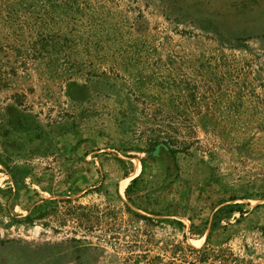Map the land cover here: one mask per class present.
I'll list each match as a JSON object with an SVG mask.
<instances>
[{"label":"rangeland","instance_id":"1","mask_svg":"<svg viewBox=\"0 0 264 264\" xmlns=\"http://www.w3.org/2000/svg\"><path fill=\"white\" fill-rule=\"evenodd\" d=\"M156 140L176 162L146 151ZM0 153L31 169L37 200L106 192L72 204L99 216L90 232L66 204L17 223L33 205L0 197V264H74V238L94 264H264V0H0ZM141 174L143 209L184 229L125 212L115 190L127 201ZM232 204L247 213L212 227Z\"/></svg>","mask_w":264,"mask_h":264},{"label":"trees","instance_id":"2","mask_svg":"<svg viewBox=\"0 0 264 264\" xmlns=\"http://www.w3.org/2000/svg\"><path fill=\"white\" fill-rule=\"evenodd\" d=\"M21 118L19 121H22V128L24 127L23 123H25V118L27 117V122L29 121L28 119V114L23 113L20 115ZM9 121H11V124L18 129L19 127L17 124L14 122L15 118L14 115H12L9 112ZM4 135V134H3ZM164 149L169 153L170 156H172L173 160L176 162L177 160V151L172 148L168 142L166 141H161V140H156L155 142H152V144L149 145L148 149L146 150L149 154L152 152H155L156 155L160 153V151ZM10 158L6 157L3 155V153H0V163L4 164L6 167L12 169V173L15 179L16 187H17V192L14 193V191L10 188L8 189H1L0 190V197L4 198L5 202L12 200L15 196L20 201V198L23 199L24 197L27 202H29L31 205H33L32 209L30 212L23 216L22 218H19L18 216H14L13 220L16 221L17 223H26L28 225H35L38 221L45 220L46 218L52 216L53 214H58L59 209H60V204H66L71 208H68L66 211L67 215L73 216L76 219H78L79 224L86 229H88V232L91 230H94L95 224L99 222V216L93 212L91 208L92 206H86L83 204H75L73 207L72 204L74 202L79 201V199L85 195H88L93 192L97 193H106L104 191V186L103 183L98 184L94 183L91 186L87 187L85 190L78 188L77 184L74 183L75 187L70 186L66 192H63L59 195L58 198L56 199H42V200H37L36 196L38 195V192L32 189L31 187L27 186L25 179L27 175L31 173V169L26 167V166H14L13 168L10 165ZM144 171H146V162L147 160L144 159ZM145 173V172H144ZM144 182V174H141L137 178H135L131 185H129L126 188L125 195L127 198V201H124L123 198L121 197L118 189L115 190V196L117 199L121 200L124 204V209L125 212L128 213V215L136 219L137 221H144L147 224L152 223L153 225L162 224L164 222H169L170 224L175 225L176 227L180 229H184L186 225L184 224L183 221L178 220V219H173V220H167L164 218H154L153 216H161V213L154 210V209H143V206L141 205L140 202H138V199L135 198V195L137 194V191L139 192L140 190V185ZM81 194V195H80ZM75 195L77 198H73L72 196ZM237 198H231L230 201L236 200ZM261 199H264V194L261 195ZM153 203V202H152ZM137 209H135V208ZM140 210H142L144 213H141ZM240 213V216L243 217L247 211L243 208L241 204H232L228 206H224L219 208L217 214H215L214 221L212 222V227H218L221 223V220H225L227 223H229L231 217H233L234 213ZM96 220V221H95ZM192 220V219H191ZM48 225V224H46ZM65 225V223H64ZM191 233L192 234H203L204 231L199 228L198 225L192 220V225H191ZM76 244L75 248L73 246L72 250L77 253V259L75 258L74 264H85L86 262L84 260L87 259L88 264H94L93 259H91V255L93 254L92 252V247L91 245H85L84 241L81 239L74 238L72 239ZM210 241V234L208 236L206 244H208ZM94 255V254H93ZM52 262L48 261L45 262L44 264H51Z\"/></svg>","mask_w":264,"mask_h":264},{"label":"bare ground","instance_id":"3","mask_svg":"<svg viewBox=\"0 0 264 264\" xmlns=\"http://www.w3.org/2000/svg\"><path fill=\"white\" fill-rule=\"evenodd\" d=\"M141 163L139 162V161H137V170H136V172H135V175L136 174H139V172H140V169H141ZM127 184H128V180H124L122 183H121V186H120V189H121V191L124 193L125 192V188H126V186H127ZM202 241H204V239H202Z\"/></svg>","mask_w":264,"mask_h":264}]
</instances>
